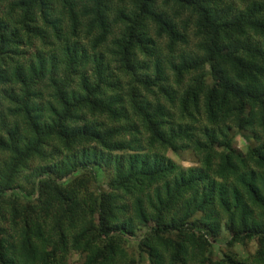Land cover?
Instances as JSON below:
<instances>
[{
	"label": "trees",
	"instance_id": "trees-1",
	"mask_svg": "<svg viewBox=\"0 0 264 264\" xmlns=\"http://www.w3.org/2000/svg\"><path fill=\"white\" fill-rule=\"evenodd\" d=\"M73 256L264 264V0H0V264Z\"/></svg>",
	"mask_w": 264,
	"mask_h": 264
},
{
	"label": "rangeland",
	"instance_id": "rangeland-1",
	"mask_svg": "<svg viewBox=\"0 0 264 264\" xmlns=\"http://www.w3.org/2000/svg\"><path fill=\"white\" fill-rule=\"evenodd\" d=\"M90 121L92 120L90 119ZM79 122L81 123V121ZM231 135L234 137V138L232 137L234 148L239 150L241 154H244L246 150L245 149L246 142H245L244 137H242L240 134L234 131L231 132ZM176 152L168 153L167 158L173 160L174 163L179 164L180 166L184 168H191V167L195 168L197 166L195 157L190 151L177 150ZM60 160H61V157L57 161H60ZM30 164H31L30 167L26 171H24L23 175L20 178L21 185L22 186L24 185L25 187H30L31 184L28 182L35 178L31 174H34L36 171L38 172V168L36 166H33L36 164V162H32ZM99 177H100V180H98L97 182L103 184V181L105 179V174L101 173ZM140 235L141 233L137 234L136 237H134V242L137 241V237H139ZM229 236L230 235L228 234L227 231H225L223 227L217 238H210V242H211L210 251L212 253V257L216 259H221L225 257V255H227L226 253L228 251L235 252L236 256H238L239 258H244L250 255H253L256 249V244L254 241H249V242L246 241V242H243L242 245L238 244V245H234L233 247H227L226 242L229 240ZM76 259H77V256L70 257L69 262L71 264L76 263Z\"/></svg>",
	"mask_w": 264,
	"mask_h": 264
}]
</instances>
